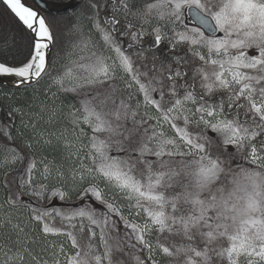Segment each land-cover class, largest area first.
<instances>
[{
	"label": "snow or ice",
	"instance_id": "6c2138e0",
	"mask_svg": "<svg viewBox=\"0 0 264 264\" xmlns=\"http://www.w3.org/2000/svg\"><path fill=\"white\" fill-rule=\"evenodd\" d=\"M7 3L36 42L31 57L20 65L0 59V74L18 75L24 78L21 84L39 81L51 70L54 26L26 0ZM117 4L132 8L130 0L123 5L117 0ZM189 10L213 33L224 35L210 36L204 27L193 28L187 19ZM148 13L176 25L173 46L190 43L204 62L195 72L196 82L186 68L191 60L185 58L180 70L168 73L170 81L162 75L153 78L152 71L145 72L119 44L115 32L100 24L116 55L88 51L89 46L95 48V42L89 41L84 62L74 61L58 81L66 91L91 88L95 93L85 101L83 113L74 112L77 123L85 121L95 129L93 142L86 146L91 155L83 154L79 140L70 138V130L66 135L42 134L49 145L65 143L72 149V159L93 162L91 167L84 163L74 169L77 179L96 177L114 185L134 201V215L146 219L133 220L118 202L108 199L102 185L92 183L83 196L94 195L110 212L104 215L97 207L74 213L36 210L34 219L43 223L46 233L70 234L75 245L74 252L62 245L58 252L39 253L33 250L36 236L29 225L18 222L15 211L0 203V264H30V257L35 264H65L63 255H68V264H161V251L174 258L172 264H264V0H155ZM109 22L121 24L115 15ZM156 33V46L161 47L168 39L163 24ZM146 35L135 32L137 41ZM126 74L132 77L127 88L138 85L145 97L139 106L123 95V86L117 83ZM69 81L72 87L67 86ZM59 116L53 110L48 119L55 122ZM114 149L126 155H114ZM229 158H243L244 163L230 167ZM39 168L34 160L25 180L34 191L33 175ZM54 168L55 162L47 163L46 174L55 175ZM59 174L64 176L65 170ZM46 190L47 185L37 194L44 196ZM53 196L67 198L68 193L59 188ZM10 203L18 204L14 197ZM113 214L124 217L134 230L128 233L131 240L114 243L110 233L119 226ZM57 215L67 221L86 218L104 231L89 224L80 226V231L75 223L62 227L56 223ZM82 233L89 236L82 239ZM156 233L161 236L158 244L153 239ZM98 237L103 238L106 252L100 251ZM141 252L144 255L137 254Z\"/></svg>",
	"mask_w": 264,
	"mask_h": 264
},
{
	"label": "trees",
	"instance_id": "16d2710c",
	"mask_svg": "<svg viewBox=\"0 0 264 264\" xmlns=\"http://www.w3.org/2000/svg\"><path fill=\"white\" fill-rule=\"evenodd\" d=\"M2 1L5 2L6 7L10 10L9 16L14 18L9 21V24H5L4 20H0V59L20 65L31 57L36 37L21 19L18 18V15L8 3L5 0ZM88 1V4L84 5L87 7L86 11H84L85 9L83 10V6L79 7L74 16L75 19L73 21L67 19L62 24L64 25L63 31L66 30L65 33H74L76 35V39H73L69 44L64 43L65 47L71 46L73 43L75 45L77 40L81 39V34L83 36L90 31H94L97 36L94 20L90 17L93 12L95 16H98V12H100L102 19L108 23L109 10L112 11L114 8H117V2L115 0ZM97 3L102 5V7L98 8L99 10L97 7H94ZM48 12L49 18L56 30V53H54L53 71L40 84L27 88H11L0 83V109H3V111H0V203L6 205L10 211H15L18 222L23 220L29 225V230L36 236L33 250H38L39 253L58 252L59 247L62 245H67L70 252L75 245L71 242L70 234H52L50 236L46 233L43 223L34 219L35 211L47 212L48 210H54L56 212L64 211L66 213L77 212L81 210L82 204L76 203L75 199L82 197L83 193L91 187L92 183L97 181L96 177H90L85 180L77 179L75 175L74 169L79 168L80 164L87 163L91 167L93 164L92 161L85 162L83 160L77 161L72 159L69 155L72 149H69L63 142H58L55 145H49L43 142L42 134L45 131L52 133L60 132L66 135L70 130V138L79 140L81 144L80 150L84 155L90 156L91 150L86 146L93 142L92 137L95 133V129L91 125L85 121L77 123V118L74 116V112L77 109L83 113L85 101L90 96L95 95L94 91L91 88L82 89L80 92L66 91L65 86L58 83V78L64 72L62 63L68 60L70 51L69 49L65 51L63 46L60 49V44H62L61 40H63V32L61 33L60 30L61 24L57 23V21L53 22L52 20L55 15L60 16V12L53 10H49ZM78 28L80 29L79 31H77ZM8 29L14 31L19 36L21 39L20 43L15 45L2 44V35L6 31H9ZM150 39L147 42L138 43L130 48L135 49L138 54L145 55L146 53L144 56L145 59L140 61V65L144 66L143 70L145 72L152 71L153 78L157 75H162L165 76L166 82L170 81L168 73L180 70L181 58H185L191 60V63L187 64L186 68L192 75V82H196L195 72L197 69H193L196 67L192 64L195 53L190 51L187 54H176L174 57L169 58L166 53L158 49L161 47H156L158 39L153 37ZM23 45H27L26 49L22 47ZM199 63L198 61L197 64ZM163 69H167V72L162 71ZM127 76L129 75H124L117 83L123 86V95L134 106H139L140 101L144 100L145 97L138 85H135L131 89L127 88V84L132 82V77L129 78ZM145 80H148L147 76H145ZM200 83L202 85L203 81L201 80ZM203 90V87H201L200 91ZM157 95L159 96V93ZM46 105L47 108H45ZM18 109L19 111H17ZM53 110L60 113L59 118L55 122L48 119ZM212 135L217 136L218 134L212 131ZM232 151L243 157V154L237 153L235 149ZM113 154L120 156L126 155V153L116 149L113 150ZM17 156L21 158L16 159ZM34 160L40 163V168L33 175L35 191L33 190V184H25V180L30 175L29 168ZM51 162H55V175L51 173L46 174L47 163ZM228 163L231 167L234 163L243 164L244 161L243 158L239 161L229 158ZM61 169L65 170L64 176H60L59 174ZM103 182L102 184L105 190L109 191L112 189V192H109L117 195L116 200L119 201V198L120 200L122 198V201H126V204L134 211V201L129 199L126 193L121 192L117 187L110 185L104 180ZM45 185H47L46 194L44 196L38 195V192L44 190ZM59 188H62L68 193V196L72 197L73 201H64L61 203L59 198L54 197L53 193ZM13 197L17 200V205L10 203ZM90 205L88 209L97 207L93 203ZM105 211L102 210L104 215H106ZM56 221H58V225L66 228H70L75 223L78 226L75 229L76 231H80V226L84 224H89L90 228L94 226L100 232L104 231L99 225H92L90 220L82 217H77L75 221H67L64 217L57 215ZM123 228L121 227L120 230L113 229L110 233L111 236L116 238L114 243H121V239L125 233ZM86 236H89V234H81L82 239ZM153 239L158 244L161 239L160 234L156 233ZM96 242L100 244V251H107L103 247L102 237H98ZM53 245L56 247L53 248ZM145 252H148L149 255H157L152 250L145 249ZM139 255H144V253L141 252ZM145 258L147 259V257ZM158 258L161 264H172L174 259L168 257L162 251L158 254ZM29 259L30 264H35L31 257ZM63 259L65 262L68 261V255H63ZM128 259L131 258L129 257ZM149 264H151V261H149Z\"/></svg>",
	"mask_w": 264,
	"mask_h": 264
},
{
	"label": "rangeland",
	"instance_id": "374dc122",
	"mask_svg": "<svg viewBox=\"0 0 264 264\" xmlns=\"http://www.w3.org/2000/svg\"><path fill=\"white\" fill-rule=\"evenodd\" d=\"M30 1L33 4L37 5L38 7L41 6L40 8L45 12L46 16L49 18V12L48 11L50 9H48V8L46 9L45 6L42 7L43 5H41V3L38 0H30ZM48 1H50V4L52 7L57 8V10H53V11L60 12L59 14H61L60 16L55 15V17H53V19H52L53 22L57 21V23L61 24L60 30H61V33L63 32V35H62L63 40H61L62 44H60V49H62V46H63L65 51L67 49H69V51H70L68 60L63 61V63H62L63 67H64V72L61 73L60 77L58 78V81L61 77H64L66 75L67 70L70 67L74 66V61L84 62L82 60V57L88 54V52L85 51V45H87L89 41L95 42V48L89 46L88 51H93V50L98 49L101 52H107L110 55H116V53L114 52V49L109 48L108 42L104 39V31H103V29H101L99 27L100 24H104V26L109 31L115 32L116 39L119 42V44L124 46L126 48V50L129 51V53L135 57L137 65H139V66H140V61L145 59V57H144L145 55L138 54V53H136L135 49L133 50L130 48L134 47V45H136L138 43L147 42L148 40H151L150 38H152V37L155 39H158V34L156 33V28L160 27L161 24L164 25L165 33L168 36V39L166 40L165 44L161 46V48H158L160 51L162 50L163 53H166V55L169 58L174 57V55H176V54H180V55L187 54L190 51L195 53L192 50V45L190 43H182V44L173 46L175 41H176V32L179 30L176 25H173L167 21L161 20L159 18V16H151L148 13L149 5L153 2H155V0H130V3L132 5L131 9L122 8V7L118 6V4H117V8H114L112 11L109 10L110 12H108L109 13V16L107 18L108 23L102 19L100 12H98V16L93 15L94 14V12H93L92 15H90V17H92L94 20V26L96 27L97 36L95 35L96 33L94 31H90L83 36L81 34V39L77 40L75 45L73 43V44H71V46L65 47L64 43L69 44L73 39H76V35L74 33H71V34L65 33L66 30L63 31L64 25H62V24H63V22H66L67 19L73 21L75 19L74 16L77 13V9L79 7L83 6V10L85 9L84 11H86L87 7H85L84 5L88 4L87 3L88 0H48ZM115 1L117 2V0H115ZM75 3H80L77 8H72L69 11H60V9L67 7L68 5L75 4ZM119 3H120V5H123L124 0H119ZM9 14H10V10L8 9V7H6L5 2L0 0V20L1 21L4 20L5 24L6 23L9 24V21H11L14 18V17L12 18L11 16H9ZM67 15H70V16H67ZM112 15H115L118 19L121 20L120 25H116L114 23L109 22ZM146 18L148 20L147 23L145 22ZM169 19H171V18H169ZM187 19H188L189 24H191L193 28L202 27V26H199L193 20L192 15H191V10H189V12H188ZM50 21H51V19H50ZM132 23H135L137 25V27L135 29L129 27V25ZM79 30L80 29L78 28L77 31H79ZM136 31L147 32V35L142 36L140 41H137L135 38V32ZM205 31H207V30L205 29ZM125 32L127 34H125ZM208 34L210 36H214L213 34H211L209 32H208ZM217 35H224V33L220 32ZM20 40L21 39L19 38V36L12 30L6 31V33H4V35H2V44L3 45H15V44L20 43ZM135 40L137 41L136 43H135ZM132 41H133V43H129ZM22 47L26 49L27 45H23ZM53 61H54V57H53ZM198 61L200 63L201 62L204 63L202 60L199 59V57L195 53V58L192 60V64L195 65V67H196V68H193L195 70L198 68V65L200 64V63L197 64ZM13 65H17V64H13ZM53 65H54V62H53ZM52 71H53V68L51 69L50 73ZM126 75H129V76H127L129 78L131 77L130 74H126ZM62 86H65V85H62ZM67 86L72 87L73 86L72 82L69 81ZM248 167H254V165H249ZM93 183H98L99 185L103 186L102 183H104V182H103V179H99L97 181H94ZM103 188L105 190L104 186H103ZM105 191H106V194L108 196V199L112 202H118L123 207L124 212L127 214V216L132 217L133 220H137V221H142V220L146 219V217H144V216H140V217L135 216L134 211H132L131 207L126 204L127 203L126 201H122V198H121V200L119 198V201L116 200L117 195L114 193H110V192H112V189L109 190L110 192L108 190H105ZM57 198H59L61 203H63L64 201H68V202L73 201V198L69 197V196H67V198H64V197H57ZM75 201L78 204H82L81 209H85V208L88 209L91 206L90 204L93 203L97 207H99L100 209L102 208V210H104V211L106 210L105 211L106 215L110 212V209H108L107 205L101 204L98 201V198H95L94 195H92V194H90L88 197L82 196L80 198H76ZM113 215H116L115 225L119 226L118 228L114 227L113 229L120 230L121 227L122 228L124 227L123 230L125 233L121 239V242L125 238H127L128 240H131V237L128 235V233L130 231H134V230H131L130 228L127 227L124 217H121L118 214H113ZM56 223H58V221H56ZM128 250L132 251L134 249L131 246H128ZM74 251H75V246L73 249L70 250V252H74ZM137 254L139 255V253H137ZM65 264H68V261H66Z\"/></svg>",
	"mask_w": 264,
	"mask_h": 264
},
{
	"label": "water",
	"instance_id": "95a60500",
	"mask_svg": "<svg viewBox=\"0 0 264 264\" xmlns=\"http://www.w3.org/2000/svg\"><path fill=\"white\" fill-rule=\"evenodd\" d=\"M5 1L7 2V0H5ZM38 1L41 3V5L45 6V8L52 9V10H57L56 7H52L51 6L50 1H48V0H38ZM26 3L28 5H30V6L36 7L37 9H39L45 15L44 11L40 7H38L37 5L33 4L30 0H26ZM79 4L80 3L72 4V5H75V6H73V7L67 6V7H64L62 9H60V11H69L72 8H77L79 6ZM191 15H192L193 20L199 26L204 27L209 33H211L213 35H217V34L220 33V32L219 33H213L211 31V29L208 28L205 24H203V22L197 16L193 15L192 12H191ZM55 49H56V41L53 44L52 48L50 49V65H51V69L53 68V57H54ZM50 71L46 74L45 77H43L39 81L33 80L31 82H25L23 84L20 83V80L24 79L22 77L12 78L9 75L0 74V83L5 85V86L11 87V88H26V87L34 86V85H37V84L41 83L48 76Z\"/></svg>",
	"mask_w": 264,
	"mask_h": 264
},
{
	"label": "bare ground",
	"instance_id": "6f19581e",
	"mask_svg": "<svg viewBox=\"0 0 264 264\" xmlns=\"http://www.w3.org/2000/svg\"><path fill=\"white\" fill-rule=\"evenodd\" d=\"M9 76L12 77V78H18L19 77L18 75H9Z\"/></svg>",
	"mask_w": 264,
	"mask_h": 264
},
{
	"label": "flooded vegetation",
	"instance_id": "af4514ba",
	"mask_svg": "<svg viewBox=\"0 0 264 264\" xmlns=\"http://www.w3.org/2000/svg\"><path fill=\"white\" fill-rule=\"evenodd\" d=\"M41 7V6H40ZM42 7H44V6H42Z\"/></svg>",
	"mask_w": 264,
	"mask_h": 264
}]
</instances>
